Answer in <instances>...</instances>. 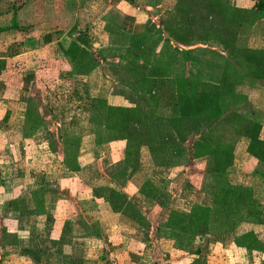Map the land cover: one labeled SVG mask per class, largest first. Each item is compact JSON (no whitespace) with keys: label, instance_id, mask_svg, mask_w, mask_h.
<instances>
[{"label":"crops","instance_id":"obj_1","mask_svg":"<svg viewBox=\"0 0 264 264\" xmlns=\"http://www.w3.org/2000/svg\"><path fill=\"white\" fill-rule=\"evenodd\" d=\"M256 1L0 0V264H264V79L237 87L247 101L231 109L259 127L258 157L234 120L169 146L166 164L145 145L125 160L123 135L102 118L135 108L154 131L153 118L178 117L177 83L206 88L230 50L264 51ZM73 43L101 63L74 73ZM30 74L64 99L54 98V123L35 110L34 130ZM107 190L140 222L114 213Z\"/></svg>","mask_w":264,"mask_h":264},{"label":"trees","instance_id":"obj_2","mask_svg":"<svg viewBox=\"0 0 264 264\" xmlns=\"http://www.w3.org/2000/svg\"><path fill=\"white\" fill-rule=\"evenodd\" d=\"M253 9L264 17V0H257ZM200 17L203 13L196 12ZM230 61H226L221 67V74L217 81L205 84L206 88L198 86L186 87L183 82L177 83L175 104L178 109V117L164 121L153 118L157 123V130H150L143 124L146 116L139 117L135 108L123 109L117 107H106L103 115L104 127L107 130L115 131L123 135L125 140L124 159L129 160L138 154L139 148L145 145L147 149L153 152L155 149H171V145L184 142L188 136L200 133V128L209 123L230 125L234 120L237 124L238 133L250 140L247 152L250 155L258 157L255 149L259 148L256 144L259 127L231 111L235 105L247 101V97L242 95L239 90L243 86L252 85V79H264V51H250L239 49L230 50ZM65 54L73 63V72L77 75H85L93 69V65H98L100 60L91 52H86L78 48L74 43L66 50ZM91 58V59H89ZM251 79V81H248ZM250 87V86H249ZM32 100L27 99L24 108V120L31 127L36 129L39 125V119L35 114H31ZM160 124V125H159ZM171 126V133L165 129ZM157 138L155 147L150 145L153 138ZM161 165L166 164L160 162ZM126 167H122L116 172L115 178L123 180ZM108 191V203L114 213L128 215L140 222V215L127 213L133 211L131 205L126 202L124 196L114 190ZM125 208V210L123 209Z\"/></svg>","mask_w":264,"mask_h":264},{"label":"rangeland","instance_id":"obj_3","mask_svg":"<svg viewBox=\"0 0 264 264\" xmlns=\"http://www.w3.org/2000/svg\"><path fill=\"white\" fill-rule=\"evenodd\" d=\"M28 64L30 65V62H28ZM46 64H48V69L51 71L52 75L55 74L54 71H55V67H57V63L56 62H46ZM26 76L28 77V80H31L32 93H33L32 103H31V106H30L31 109L29 110V112L34 114L35 110H37V108H38L40 114L43 117H47V118L49 117L50 120H52V122L54 123V120L52 119L53 115L49 114V111L51 113V106H54V105L57 104L56 101L54 103V98L56 96H59L60 100L62 102L64 101L63 96H62L63 93L60 90L57 91L55 89V87H53V85H52L50 87V89L48 90V94H44V93L39 91L40 82H37V80L32 78L33 77L32 74L26 75ZM42 90H43V88H42ZM259 98H261V100H263L264 96L262 95V97L260 96V97H258V99H257V96H255V99H256L257 103L261 104L259 102ZM263 105H264V100H263ZM36 112H38V111H36ZM62 112L63 113H67V110L64 109ZM48 128H51V127H49V125H48ZM52 132H53L52 133L53 135H50V136L48 135L47 140H48L49 137L53 138V139L58 137V135L55 134L54 131H52ZM34 138L38 140V139H40V136L38 135V136H35ZM144 150L142 152H143V154H146L147 152L144 151ZM152 154H153V157H154V161L156 163H158V162L168 163V160L171 161V149L167 148V149H163L162 151H158V150L155 149ZM143 162L147 163V160H143ZM166 194H169V196H167ZM170 197H171V181H169V183H167V186L165 188V195H163V202L166 203V204H171ZM156 212L157 211H154L153 215Z\"/></svg>","mask_w":264,"mask_h":264}]
</instances>
